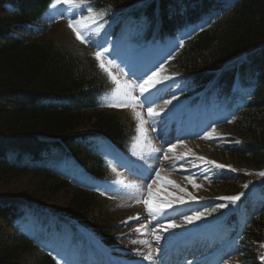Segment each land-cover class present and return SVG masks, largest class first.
Segmentation results:
<instances>
[{
    "label": "trees",
    "instance_id": "16d2710c",
    "mask_svg": "<svg viewBox=\"0 0 264 264\" xmlns=\"http://www.w3.org/2000/svg\"><path fill=\"white\" fill-rule=\"evenodd\" d=\"M91 3L106 35L130 39L137 52L182 38L151 91L175 85L171 110L200 115L214 99L224 146L218 155L224 159L228 150L235 160L264 166V0ZM50 4L0 0V264H61V244L79 240L80 228L113 253L121 239L115 214L85 182L113 181L112 152L126 153L138 141L136 124L106 104L113 83L91 47L56 39L42 24ZM21 180L24 189L15 186ZM211 180L200 195L201 223L226 220L240 264H263L264 177L224 169ZM252 188L259 193L249 198ZM63 193L67 202L48 208ZM240 193L235 204L219 199ZM222 203L229 206L217 208ZM48 242L54 246L45 249Z\"/></svg>",
    "mask_w": 264,
    "mask_h": 264
},
{
    "label": "rangeland",
    "instance_id": "374dc122",
    "mask_svg": "<svg viewBox=\"0 0 264 264\" xmlns=\"http://www.w3.org/2000/svg\"><path fill=\"white\" fill-rule=\"evenodd\" d=\"M81 11L65 8L63 5L56 8H52L48 14V23L54 27L51 30L50 35L56 39L66 41L71 45L81 46L88 45L89 43H82L76 38V33L68 26V19L74 18L76 13ZM93 19H89L88 16L81 19L77 25L81 29L83 36L88 37L90 41L94 42V45H101L99 38L95 31H100L101 21L97 15L93 12ZM63 18H60V17ZM109 48V47H107ZM128 49L131 46L126 44L125 46L118 47L114 51L110 50V53L103 54L100 61L95 57L97 47L92 52L95 59L100 64L101 61L108 66L113 75L123 83L124 81L135 82L136 77L147 78L151 75L155 68L159 70L165 66L163 61L167 60L170 52L161 51L150 54L146 58L142 59L136 57L132 60L127 56ZM114 59L119 67L109 66L108 60ZM162 63V64H160ZM124 73L128 75L125 76ZM136 75L133 76L132 74ZM116 88V85H115ZM114 88V90H115ZM113 90L112 94L106 99V104L117 105L111 106L118 111L122 112L124 116L132 120L136 124V133L138 135V141L136 145L128 152V156H120L118 158L110 159V166L112 169V175L115 177L112 182L106 181L105 183H99L98 185H90L92 188H96L102 195V198L106 202L108 208L115 214V217L123 225L124 241H129L125 245L120 242L119 249L121 254L126 258L114 257L108 251L102 247L99 248L96 244H99L92 234L88 230H83L79 238L80 242H86L88 245L84 249L77 248V242L70 238L66 244H62L67 249L65 255L68 257L62 259L61 264H151L150 261L144 260L142 257L137 256L135 249L139 248L145 253L151 251L154 257V264H240L237 261L234 244L217 243L215 240V234L211 232H205V234H198L191 239L179 242L177 244L173 240L176 235L177 228H169L164 231L169 223L179 224L185 223L186 216H193V212H186L183 210H173L172 212H165L163 216L150 217L146 211L143 201L156 205H162L166 200L161 196V193L172 196L174 198H181L179 195H183L188 199H192L195 194H199V191L203 187L209 186V173H206L208 167L202 162L196 161L200 166L193 167L191 164L186 165V169L180 168V164H185V161H175L176 167H173L174 159L164 160L162 158L163 151H166L170 144L175 143L177 140H186L183 143L178 142L175 145L180 146L181 149L189 150L193 152V149L197 148L198 152L205 157H211L215 159H221L218 153L224 155V146L221 145V140H218L216 136L219 128L215 126L218 124L220 118L213 117L216 110V105L212 109H208L205 114L198 117V112L192 113V110L182 109L177 115L170 118L163 114V111H169L174 106L175 100L171 104H166L165 101L176 97V86L169 85V87L159 89L158 91L150 92L151 98L154 100L153 107L160 112V116L155 118L156 123L152 122V119L148 117L147 106L145 107H132V106H120L121 102L125 100L123 92L117 94ZM133 95L139 96V90L137 89ZM162 110V111H161ZM141 114V119L145 121L142 125L146 132L145 134H138L139 120L136 113ZM218 127V126H217ZM212 132L208 133L214 139L202 138L208 130ZM181 144V145H180ZM105 149V148H102ZM153 149H160V152H153ZM135 151L137 155H132ZM143 154L145 159H139V156ZM170 157H173V153H169ZM174 158V157H173ZM225 158L234 167L240 168L251 172H264V166L257 167L252 164L242 163L238 160L230 157L229 153H225ZM193 160V159H192ZM127 165V167H125ZM147 165H151L154 170L160 172V178H156L155 171L152 172V179H145L147 173L144 168ZM67 167V166H66ZM71 172L73 168L68 167ZM115 168V171H113ZM216 171L214 168L210 170V173ZM194 174V176H193ZM193 176L195 184L199 187H194L189 182L187 177ZM206 177V178H205ZM170 180H175L174 183H169ZM83 181V180H81ZM155 181V182H153ZM26 180L16 181L15 186L20 189H24ZM151 184L152 196L147 195L146 186ZM178 185V187H177ZM184 189V191H181ZM185 189H189L190 192ZM158 191L160 193H158ZM137 198H141V202H137ZM66 194L63 193L56 197L51 205L61 206L67 201ZM176 211V212H175ZM139 216V220H129L127 224L123 221L128 220L129 217ZM177 224V223H176ZM163 226V227H162ZM137 227L142 228L141 233L134 231ZM159 235L163 237V240L157 245L155 236ZM136 240L137 243L133 244L132 241ZM173 242L175 245L172 247L169 244ZM48 247H51L49 245ZM230 259V262L228 261ZM30 257H26L23 261H29Z\"/></svg>",
    "mask_w": 264,
    "mask_h": 264
},
{
    "label": "snow or ice",
    "instance_id": "6c2138e0",
    "mask_svg": "<svg viewBox=\"0 0 264 264\" xmlns=\"http://www.w3.org/2000/svg\"><path fill=\"white\" fill-rule=\"evenodd\" d=\"M63 5L65 8H70L73 10H81L80 13H76L74 18H69L68 19V26L76 33V38L78 40H80L82 43H90V39L88 37L83 36L82 31L80 28L77 27V25L80 23L81 19H83V12H86L89 14L88 18L89 19H93L94 21V15H93V5L91 3V0H51V4L50 7L52 8H56L58 6ZM95 15H103L102 13H97ZM60 18H63L62 16ZM98 48V50L95 52V57L98 61H100L101 56L103 54H107L110 53V49L107 47H104L102 45H94ZM108 65L109 66H115V67H119V65L116 64L114 59H109L108 60ZM105 72H107V74L109 75V77L111 78V80L113 81V83L116 85L115 88V92L117 94H120L121 91L123 92V95L125 97V100L121 102L120 106H132V107H145L147 106V113H148V117L150 119H152L153 123H156V119L157 117L160 116V112L157 111L153 105H154V100L151 98V94L149 92V89L151 88H155V86L159 83H161L162 81L160 79H158V75L159 72L158 71H154L152 72L151 75L147 76V78H143V77H136V81L135 82H129V81H124L123 83L121 82L120 79L117 78V76L113 75L110 68L108 66L105 65V63L103 61L100 62L99 65ZM160 70H163L162 68ZM125 76H127V73H124ZM133 76H135L136 74L133 73ZM164 79H171V77H165ZM139 90V96H135L133 95V93L136 90ZM176 97L173 96L172 99L166 100L165 103L166 104H171L173 100H175ZM109 106H117V105H109ZM162 111V110H161ZM136 116L139 120V124H138V134H145L146 136V132L143 129L142 125L145 123V121L143 119H141V114L139 112L136 113ZM202 138H208V139H214L213 137H211L210 135L202 137ZM236 143H240L239 141H236ZM175 143L170 144L167 148L166 151H163L162 153V157H158V158H162L164 160H169V159H174V163H173V167H176L175 161L177 160H183L185 161V164H180L179 167L180 168H184L186 169V165L187 164H191L193 167H199L200 164L196 163V161L202 162L203 164L209 165L214 169H219V170H224V169H228L230 171H235L234 168H231V166H226L223 164H219L215 161L212 160H206L204 157H195L193 160H189L187 157V154L179 156V157H170L169 153L174 152L175 150ZM154 153L155 152H160V149H153L152 150ZM132 155H137V153L135 151L132 152ZM139 159L143 160L145 159L144 155L141 154L139 156ZM125 167H127V165H125ZM145 172L147 173V175L145 176V179H152V172L155 171V176L156 178H160V172L158 170H154L152 168L151 165H147L144 168ZM113 171H115V168H113ZM260 176L264 177V172H260L259 173ZM194 176V174H193ZM193 176H189L187 177V179L189 180L190 183L193 184L194 187H199V185L195 184V180L193 178ZM206 178V177H205ZM155 182V181H153ZM169 183H174L172 181H169ZM178 187V185H177ZM245 188L248 187V184L244 185ZM146 190H147V195L149 197L152 196V186L151 184H148L146 186ZM181 191H184V189H181ZM244 195V193H240L238 195H234V196H225V197H220L219 199L224 200V201H228L230 204H235L237 201H239L241 199V197ZM179 200L180 203H184L185 201L182 198H177ZM192 199L195 201L196 198L192 197ZM137 202H141V198H137ZM145 204V208L146 211L148 213V215L150 217L152 216H163L165 213L166 208H171L172 204L169 202L165 205H157V206H153V204L149 203L148 201H143ZM228 204H219L217 206V208H226L228 207ZM217 209L214 208L213 211H216ZM204 213H196L193 216H186L185 217V222L186 223H193L194 220H199L203 217ZM139 220V216H135V217H129L128 220L123 221V223L127 224L129 220ZM163 227V226H162ZM180 227V225L176 224V223H169L167 225L166 228H163L164 231H167L169 228L171 229H175ZM135 232L137 233H141L142 232V228L141 227H137L136 229H134ZM155 239L157 242H159V240L161 239V237L159 235L155 236ZM133 244H136L137 241L133 240L132 241ZM262 247H264V245H262ZM136 255L142 257L144 260H148L151 262V264H154V257L151 251H148L147 253H145L144 251H142L141 249L137 248L135 249ZM262 260H264V256L261 257ZM65 264H67V262L65 261Z\"/></svg>",
    "mask_w": 264,
    "mask_h": 264
}]
</instances>
